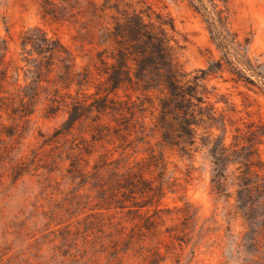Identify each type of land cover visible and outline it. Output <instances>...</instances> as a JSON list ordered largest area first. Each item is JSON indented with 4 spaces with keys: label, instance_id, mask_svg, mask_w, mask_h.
<instances>
[{
    "label": "trees",
    "instance_id": "1",
    "mask_svg": "<svg viewBox=\"0 0 264 264\" xmlns=\"http://www.w3.org/2000/svg\"><path fill=\"white\" fill-rule=\"evenodd\" d=\"M188 2L219 52L196 73L177 60L173 19L145 0H40L42 18L80 24L81 53L43 27H29L20 35L21 66L9 61V40L0 35V185L36 177L44 188L57 182V173L66 178L68 204L52 212L68 216L57 223L64 224L59 234L52 231L61 242L54 252L62 264H102L103 257L125 255L141 264H190L166 244L180 238L166 226L173 211L161 208L170 184L165 147L182 158L203 153L213 192L224 196L232 165L244 167L239 192L249 187L251 172L261 176L258 169L264 170L252 150L227 142V116L217 107L223 100H213L217 88L208 84L211 76L227 73V81L264 96V72L252 56L254 32L234 27V0ZM38 111L45 118L61 112L67 117L24 152ZM154 140L162 147L158 152ZM135 143L150 145L147 157L124 162L108 153L110 145L126 149ZM191 208L186 203L178 209L187 213L183 225L189 227L198 217Z\"/></svg>",
    "mask_w": 264,
    "mask_h": 264
},
{
    "label": "rangeland",
    "instance_id": "2",
    "mask_svg": "<svg viewBox=\"0 0 264 264\" xmlns=\"http://www.w3.org/2000/svg\"><path fill=\"white\" fill-rule=\"evenodd\" d=\"M39 1L0 0V35L9 40V61L21 66L25 63L21 60L20 35L29 27H43L50 36L60 37L76 53L83 51L80 48L83 33L80 24H61L42 18ZM145 1L158 13L173 19L177 30L173 34L177 60L187 72L196 73L205 69L211 58L219 56L206 22L188 0ZM233 9L236 11L234 27L242 33L254 32L252 56L264 72V0H234ZM79 61L82 62L81 57ZM24 69L20 70L22 82ZM227 78L228 74L224 73L208 79L209 87L217 88L213 100L217 97L223 100L217 107L227 116V142H240L245 153L252 150L256 164L262 167L264 96L247 90L243 85L236 86ZM95 91L92 88L90 92ZM119 95L124 97V92L120 91ZM66 117L64 112L53 118H45L41 111L34 114L31 118L32 130L24 140V152L39 144L40 133L52 135ZM214 131L220 133L218 129ZM160 146L155 140L152 142V148L157 152L161 150ZM149 148L150 145L135 143L126 149L110 145L109 151L102 150L108 151L114 159L123 157L124 162H134L147 157ZM163 151L170 184L161 208L173 211L174 220H168L166 226L172 227L173 233L180 238V242L168 238L166 244L171 249L176 247L182 262L264 264V170L256 167L261 176L251 172L247 182L249 187L239 192L244 167L239 169V164L232 165L228 195L224 196L215 193V190L213 192L211 166L204 160L203 153L189 159L182 158L176 150L168 147ZM57 174V182L44 188L36 177H26L24 183L20 181L16 185L7 179L3 186L0 185V264H62L63 258L54 252L55 246L61 242L60 239L55 240L56 235L52 231L59 234L58 230L64 224L57 223L67 221L68 216L63 213L52 216V212L68 204L71 186L64 176ZM186 203L192 205L188 212H198L197 224H191V227L183 225L187 213L178 211L185 208ZM48 222L52 223L45 227ZM101 263L141 264V259L125 255L120 260L110 258L108 261L103 257Z\"/></svg>",
    "mask_w": 264,
    "mask_h": 264
}]
</instances>
